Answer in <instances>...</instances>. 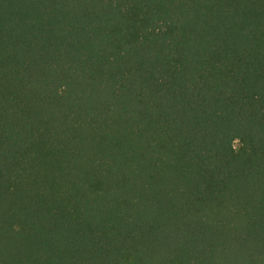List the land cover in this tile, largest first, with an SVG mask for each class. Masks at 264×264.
Masks as SVG:
<instances>
[{
  "label": "trees",
  "instance_id": "1",
  "mask_svg": "<svg viewBox=\"0 0 264 264\" xmlns=\"http://www.w3.org/2000/svg\"><path fill=\"white\" fill-rule=\"evenodd\" d=\"M0 264H264V0H0Z\"/></svg>",
  "mask_w": 264,
  "mask_h": 264
}]
</instances>
